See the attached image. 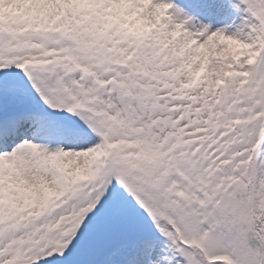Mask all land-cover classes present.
I'll return each instance as SVG.
<instances>
[{"label": "snow or ice", "instance_id": "6c2138e0", "mask_svg": "<svg viewBox=\"0 0 264 264\" xmlns=\"http://www.w3.org/2000/svg\"><path fill=\"white\" fill-rule=\"evenodd\" d=\"M0 264H264V0H0Z\"/></svg>", "mask_w": 264, "mask_h": 264}]
</instances>
